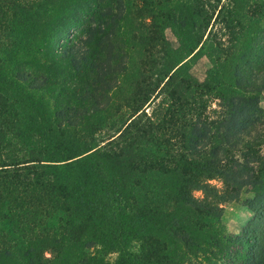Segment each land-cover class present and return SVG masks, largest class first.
<instances>
[{
  "label": "trees",
  "instance_id": "obj_1",
  "mask_svg": "<svg viewBox=\"0 0 264 264\" xmlns=\"http://www.w3.org/2000/svg\"><path fill=\"white\" fill-rule=\"evenodd\" d=\"M4 1L0 264H264V0Z\"/></svg>",
  "mask_w": 264,
  "mask_h": 264
},
{
  "label": "rangeland",
  "instance_id": "obj_2",
  "mask_svg": "<svg viewBox=\"0 0 264 264\" xmlns=\"http://www.w3.org/2000/svg\"><path fill=\"white\" fill-rule=\"evenodd\" d=\"M0 7L2 12H4V16L0 18V24L5 22L7 25V28H5V31L11 27L12 20L9 17V13L6 11V3L4 0H0ZM260 23L264 24V16L260 19ZM0 31H2L0 29ZM164 37L166 40L170 43L172 47L176 46V39L171 33L169 29H166L164 31ZM210 68V64L208 59L203 54L196 55L189 64L188 72L191 75V77L198 81L202 82L205 78V72ZM259 105L261 107L264 106V95H261L259 98ZM213 104H211V108H213ZM147 110V109H146ZM124 116V115H123ZM213 184H216L219 187V183H216L214 181H211ZM194 196L198 197L199 193H194ZM248 197L249 195H242L238 200L236 201H229L223 204L222 206V213L220 218V226L225 235L236 237L240 234L242 228L246 224V222L251 218V213L243 206L242 199L243 197ZM136 247V244L134 241H131V243L128 246L129 251H134ZM98 247L93 246V248H90L88 252H95L97 251ZM101 251V250H100ZM102 252V251H101ZM45 257H48V253H44ZM104 261L106 264H123L119 261V256L116 253H109L105 258Z\"/></svg>",
  "mask_w": 264,
  "mask_h": 264
}]
</instances>
